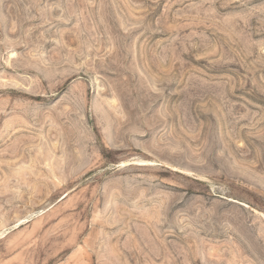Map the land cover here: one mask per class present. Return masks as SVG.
<instances>
[{
  "label": "rangeland",
  "instance_id": "rangeland-1",
  "mask_svg": "<svg viewBox=\"0 0 264 264\" xmlns=\"http://www.w3.org/2000/svg\"><path fill=\"white\" fill-rule=\"evenodd\" d=\"M0 264H264V0H0Z\"/></svg>",
  "mask_w": 264,
  "mask_h": 264
}]
</instances>
